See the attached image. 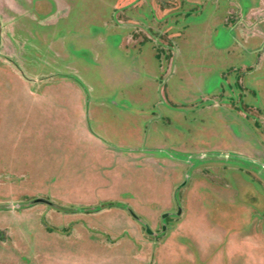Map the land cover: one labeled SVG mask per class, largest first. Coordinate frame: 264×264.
<instances>
[{
	"label": "rangeland",
	"instance_id": "rangeland-1",
	"mask_svg": "<svg viewBox=\"0 0 264 264\" xmlns=\"http://www.w3.org/2000/svg\"><path fill=\"white\" fill-rule=\"evenodd\" d=\"M34 95L88 98L87 130L121 158L59 168L80 114ZM1 138L0 264H117L55 228L73 207L54 192L118 199L147 239L264 243V0H0ZM66 170L80 179H40Z\"/></svg>",
	"mask_w": 264,
	"mask_h": 264
},
{
	"label": "crops",
	"instance_id": "crops-1",
	"mask_svg": "<svg viewBox=\"0 0 264 264\" xmlns=\"http://www.w3.org/2000/svg\"><path fill=\"white\" fill-rule=\"evenodd\" d=\"M48 98L49 101L47 102ZM48 98L34 95L29 100L35 105L49 103L53 107L58 104L69 103L71 105L69 110H75V113L80 114L75 121V131L73 127H69L70 131L65 129L59 131V138L64 136V140L62 143L55 145V148L61 154L57 157H50L51 159L55 157L56 160H59V168L64 165V170L70 169L68 166L70 167V164L76 159L86 163L87 161L98 162L104 159L112 161L121 158L119 152L126 147L116 143L104 142L101 140L100 134V136H97L98 133L94 134L93 131L95 130H87L86 123L84 124L87 110L90 114L91 112H97V108L89 110V106L86 107L88 98L77 95ZM54 109H58L60 112L65 110L62 106ZM1 140L2 138L0 142ZM1 148H4V146L2 145ZM68 148H73L75 154L68 153ZM81 150L87 151V153L82 155L80 153ZM28 159L30 158L28 157ZM15 161L11 157L0 156L1 167L15 166ZM17 164L24 166L25 162ZM57 172H49V174L45 175L46 177L40 179H55L53 182L57 181V179H76L75 177L80 179L78 174L73 175L77 173L75 171L72 176H70L71 174L68 171L64 173V176H62L63 172L61 174L59 171ZM53 194L51 195L56 200L64 201L65 205L73 207L67 212L58 213V211L51 210L53 212L50 214V219L56 218L61 223L58 226L59 228H55L58 230L65 228V238L74 232L77 238L80 237L88 245L113 248L112 252L116 254H113L114 257L112 259L117 264L124 262L121 259L122 247L130 249L128 250L130 254L127 252L129 255L126 258H130L131 264H264V243L261 242H258L257 245H251L250 243L245 245L243 239H202L201 233L203 230L200 225L193 228V233L189 235V237L191 236L189 241L178 240L177 235L180 233L178 226H174L162 235L160 239H147L146 237L148 236L153 238L155 233L153 234L145 228V231H148H146V235L141 230L142 223H145L142 220V215L140 213L134 214L133 211H130L131 208L129 206V208L125 207L124 205L126 204H122L118 199H99L98 196L72 195L67 192L62 194L54 192ZM103 215L109 218L108 222H100L99 219ZM56 232V234L59 233L57 230ZM244 247L257 248L256 254L248 252L251 255L244 256ZM123 256L125 255L123 254Z\"/></svg>",
	"mask_w": 264,
	"mask_h": 264
},
{
	"label": "water",
	"instance_id": "water-1",
	"mask_svg": "<svg viewBox=\"0 0 264 264\" xmlns=\"http://www.w3.org/2000/svg\"><path fill=\"white\" fill-rule=\"evenodd\" d=\"M35 202H42V203H46V201H43V200H41V199H38V200H35ZM177 214H179V211H177ZM165 215H163V217H164ZM147 231V230H146ZM148 232V231H147Z\"/></svg>",
	"mask_w": 264,
	"mask_h": 264
}]
</instances>
